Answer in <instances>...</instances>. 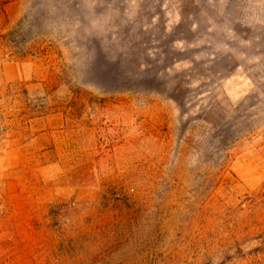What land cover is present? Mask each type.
I'll list each match as a JSON object with an SVG mask.
<instances>
[{
	"label": "rangeland",
	"instance_id": "rangeland-1",
	"mask_svg": "<svg viewBox=\"0 0 264 264\" xmlns=\"http://www.w3.org/2000/svg\"><path fill=\"white\" fill-rule=\"evenodd\" d=\"M0 264H264V0L0 3Z\"/></svg>",
	"mask_w": 264,
	"mask_h": 264
},
{
	"label": "crops",
	"instance_id": "crops-1",
	"mask_svg": "<svg viewBox=\"0 0 264 264\" xmlns=\"http://www.w3.org/2000/svg\"><path fill=\"white\" fill-rule=\"evenodd\" d=\"M8 0H0V3H3V2H6ZM9 1H12V0H9Z\"/></svg>",
	"mask_w": 264,
	"mask_h": 264
}]
</instances>
